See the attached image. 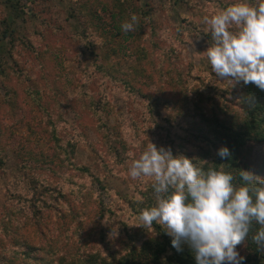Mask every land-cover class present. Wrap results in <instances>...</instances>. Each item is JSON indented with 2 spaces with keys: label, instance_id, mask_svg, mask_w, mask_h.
Listing matches in <instances>:
<instances>
[{
  "label": "rangeland",
  "instance_id": "obj_1",
  "mask_svg": "<svg viewBox=\"0 0 264 264\" xmlns=\"http://www.w3.org/2000/svg\"><path fill=\"white\" fill-rule=\"evenodd\" d=\"M20 1L31 6L33 0ZM36 2V11L43 10V16H48L51 25L43 28L42 17L36 20L18 18L17 25L26 42V32L37 29H47V38L42 40L41 36L34 37L41 52H36L23 66V72L29 75L23 81L29 89L18 88L22 106L15 102L0 103V118H4L13 131L21 136L31 134L32 140L47 153L49 139L42 136L38 129L30 133V122L21 118H32L33 122L39 123L41 118H47V112L54 118L61 115L66 122L64 127L67 128L62 136L77 141L74 164L91 169L106 165L112 168L111 172L103 175L104 183L114 194L122 197L134 184L128 173V165L151 142L157 147L170 148L174 155L183 154L196 164L202 165L207 161L201 158L207 147L181 138L188 122L177 108L182 107L185 101L178 80L182 75V80L186 81L185 86L188 83L189 90H192L189 97L192 96L193 100H197L201 91L212 92L215 87L224 84L225 80H220L213 73L204 52L211 43V33L206 31L204 17L225 8L233 0H137V7L147 9L150 6L152 15L151 19L148 17L142 21L139 16L129 36L126 35L130 32L121 30L120 33L115 24L121 25L131 15H123L115 23L99 0H95L97 11H94L91 26L87 23L79 25L77 17L69 15V7L75 0ZM5 9L0 0V10ZM26 9L30 13L29 7ZM55 25L59 27L56 36L48 30ZM86 26L91 28L88 31L92 34L77 38L80 28ZM104 43L106 51L102 49ZM109 47H115L116 51L103 60L102 55ZM142 51L147 58L144 62L137 57ZM96 53L99 57H96ZM101 61L105 64L104 72L97 67ZM15 68L19 70V67ZM126 74L132 86L121 80ZM4 92L0 82V94ZM91 100L94 101L92 106L89 103ZM164 100L171 102L167 106ZM168 114L175 117L173 125L167 120L171 118H166ZM105 131H108L107 134ZM117 151L120 153L117 154ZM248 152L251 168L249 174L257 178L264 170V144L250 143ZM21 164L22 159L8 147L6 164L0 169V203L5 201L9 184L20 175ZM137 179L143 188L152 182L148 177ZM95 189L100 193L98 187ZM149 196L152 197V206L157 194L152 191ZM92 214L88 212L79 222L70 215L66 217L64 227L59 226L60 242L52 261L65 256L66 264H69L72 258H85L94 236L83 237L81 234H92L88 228L89 222L85 221L89 215L94 218ZM53 216L55 220L59 218L58 213ZM121 219H124L129 231L139 232L141 241L149 237V226L131 225L142 224L139 214L127 212L122 214ZM107 222L112 224L109 238L116 239L117 248L125 246L126 230L123 224H118L117 218H110ZM114 227L116 235H112ZM237 249L240 255H246L245 249ZM3 263L0 257V264Z\"/></svg>",
  "mask_w": 264,
  "mask_h": 264
},
{
  "label": "trees",
  "instance_id": "obj_2",
  "mask_svg": "<svg viewBox=\"0 0 264 264\" xmlns=\"http://www.w3.org/2000/svg\"><path fill=\"white\" fill-rule=\"evenodd\" d=\"M1 1L6 9L0 10V82L5 89L4 94H0V103L15 102L22 106L18 88L26 87L23 80L25 76L29 77L23 72V66L36 52H41L34 37L41 36L42 40H45L47 29L26 32V42L20 34L18 18L36 20L42 17L43 28H47L51 22L48 16H43V10L36 11V0L30 2L31 6L23 4L20 0ZM99 1L115 23L126 14H135L137 21L139 16L140 21L147 20L148 17L151 19L150 6L147 9L137 7V0ZM69 11L70 16L77 17L79 25L87 23L91 26L97 5L95 0H75ZM115 27L122 32L121 25L115 24ZM58 28V25H55L48 30L56 36L59 34ZM89 29L91 28L88 26L80 28L76 37H88L92 34ZM131 34L132 32L126 36ZM104 46L105 43L102 49L106 51ZM115 51V47H109L107 52L103 53L102 59L111 57ZM144 53L142 51L137 56L143 62L147 59ZM96 57H99V54L96 53ZM36 58L38 59V55ZM16 66L19 70H16ZM28 66L31 67V64ZM97 67L102 71L106 69L102 61L98 62ZM127 76L128 74L121 80L124 84L132 86L133 83ZM185 84L186 81H183L180 75L178 86L185 101L182 107L177 108L180 115L186 116L188 122L186 132L181 138L196 141L202 147H207L201 155V158L207 161L202 165L198 163V166L222 168L233 174V183L239 186L243 183L239 173L243 170L251 171L248 152L250 143L264 144V90L252 83L244 85L243 82L225 80L223 85L215 87L212 92L201 91L197 100H193L192 96L189 97L192 90H189L188 83L186 86ZM164 102L168 106L171 101ZM89 103L92 106L94 101ZM170 114L166 118H171L167 120L173 125L175 117L169 116ZM21 119L30 122V133L38 129L42 136L47 137L50 146L49 152L45 153L39 144L32 140L31 134L19 135L5 123L4 118H0V169L6 164L8 147L22 159V171L9 184L5 201L0 203V257L4 261L3 264H66L65 256H59L58 261H52L60 242L59 230L64 227L68 215L79 222L88 212L94 216L93 218L89 215L85 220L89 222L88 228L92 234L83 232L81 236H94L93 242L89 244V252L84 255L85 258H72L69 264H196L189 246L184 244L181 250L177 251L171 245L172 238L155 222L149 226V237L143 241L138 231H129L125 227L126 222L121 219L122 214L134 212L140 215L142 209L151 206L152 197L149 195L154 191L152 182L147 188H143L137 178H131L134 184L128 193L125 197L118 196L108 189L103 180V175L111 172L112 168L106 165L103 168L91 169L74 164L77 141L62 136L67 128L64 127L66 122L61 115L54 118L47 112V118H41L39 123L33 122L32 118ZM107 132L105 131V134ZM222 146H227L231 152V156L223 160L214 155ZM118 153L120 151H117ZM259 175L253 179V183L257 179H264V170ZM97 187L100 193L95 189ZM107 197L109 200H106ZM57 213L59 218L55 220L53 215ZM110 218H117L118 224L125 227V246L117 248L116 239L109 238L112 224L107 220ZM79 225L81 226L80 223ZM258 227L259 225L253 223L246 240L237 245V248L245 249L246 255L242 264H264V247H258L251 239ZM121 241L124 244V241Z\"/></svg>",
  "mask_w": 264,
  "mask_h": 264
},
{
  "label": "clouds",
  "instance_id": "obj_3",
  "mask_svg": "<svg viewBox=\"0 0 264 264\" xmlns=\"http://www.w3.org/2000/svg\"><path fill=\"white\" fill-rule=\"evenodd\" d=\"M204 23L211 33L204 52L215 76L264 90V0H233L204 17ZM136 24L132 14L121 30L131 32ZM216 155L223 160L231 152L222 146ZM128 173L134 179L151 178L157 194L155 204L140 211L142 224L131 225L162 226L177 251L189 246L196 264H242L237 245L246 240L253 223L259 227L251 239L264 247V179L253 183L249 170L239 173L243 183L237 186L232 173L203 168L151 142L132 159Z\"/></svg>",
  "mask_w": 264,
  "mask_h": 264
}]
</instances>
